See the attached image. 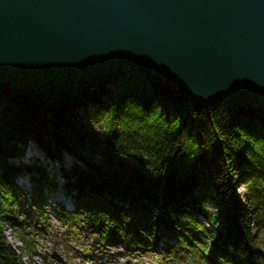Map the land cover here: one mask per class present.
Listing matches in <instances>:
<instances>
[{
	"label": "trees",
	"instance_id": "obj_1",
	"mask_svg": "<svg viewBox=\"0 0 264 264\" xmlns=\"http://www.w3.org/2000/svg\"><path fill=\"white\" fill-rule=\"evenodd\" d=\"M88 105L96 108L91 117ZM262 131L263 108L230 97L196 102L146 67L127 70L111 86L93 88L60 109L36 87L0 85V264H25L24 256L37 251L20 220L6 215L17 203L18 157L30 139L49 158L65 149L76 157L64 178L80 217L98 225L127 221L126 233L134 239L145 234L149 247L160 228L175 229L178 245L192 249L196 264H264L256 241L261 226L253 228V209L264 205ZM26 169L39 182L47 171L41 165ZM241 173L251 176L244 181L249 187L262 184L263 196L251 207L230 191ZM9 225L19 233L18 249L7 241ZM185 228L200 233L205 244L194 245L195 235L181 233Z\"/></svg>",
	"mask_w": 264,
	"mask_h": 264
},
{
	"label": "water",
	"instance_id": "obj_2",
	"mask_svg": "<svg viewBox=\"0 0 264 264\" xmlns=\"http://www.w3.org/2000/svg\"><path fill=\"white\" fill-rule=\"evenodd\" d=\"M141 67L264 109V0H0V85L60 109Z\"/></svg>",
	"mask_w": 264,
	"mask_h": 264
},
{
	"label": "rangeland",
	"instance_id": "obj_3",
	"mask_svg": "<svg viewBox=\"0 0 264 264\" xmlns=\"http://www.w3.org/2000/svg\"><path fill=\"white\" fill-rule=\"evenodd\" d=\"M118 80V79H117ZM115 80L114 82H116ZM113 83V82H112ZM111 83V84H112ZM109 84V86H111ZM112 91H114L113 87ZM87 112L89 117L96 112V108L92 105L87 106ZM83 115V111H80ZM264 134V131H262ZM33 144L35 150L38 152L34 157L29 151V145ZM25 153L20 155L18 159L23 165V172L16 176L17 203L12 206L6 213V215L17 221L20 220L21 227H26V231L29 232L30 238L36 243V253L24 256L25 264H59L56 262V256L53 253L54 237L59 235L66 242L74 243L79 250H85L89 242L94 245H101L106 243L110 253L106 259L108 262H123L128 264H196L195 256L192 249L189 246H179L180 240L179 232L175 229L172 231H165L159 229L160 238L155 241L153 247L147 245V239L145 234H140L137 239L132 238L126 233L127 227H130L127 221L118 219V223L104 222L105 225H98L91 219L80 217V213L77 211L78 206L76 199L69 189L65 187L66 177L64 178V172L69 173L76 161V157L67 151L62 150L61 153H56L53 158L47 157L43 150L40 149L33 140H29L25 145ZM67 156H72L73 162L70 160H64L59 171L60 177L57 179L56 171L52 169L55 164H60L56 160L64 159ZM69 157H67L68 159ZM33 165H41L46 167V175L42 179V182L32 181L30 174L32 173L26 169ZM29 171V172H28ZM242 169H238L237 174ZM30 173V174H29ZM241 178H238L233 187H230L231 192H235L239 196L240 201L246 206H252L257 201V198L263 196L260 192L262 184L260 181L256 183L254 187H249L246 178L251 177L248 173H241ZM264 188V187H263ZM52 191L50 196L46 197V191ZM56 190H63L73 197V204L66 206L63 202L57 199L55 196ZM254 192V194H253ZM23 194V201L20 204L18 197ZM257 194V195H256ZM55 195V196H53ZM208 206L211 210L216 211V207L212 201L208 200ZM260 206V205H259ZM262 208H258L255 205L253 212L256 214L255 224L253 226L255 232L257 227L260 228V236L256 239L257 244L264 249V205ZM199 223L207 226L210 230L216 231V229L208 224L204 218L199 217ZM219 225V224H218ZM219 227H221L219 225ZM179 229V228H177ZM86 230V231H85ZM85 231V232H84ZM88 231V232H87ZM181 233L186 236H193L194 245H204L205 239L200 234L194 231L193 228L180 229ZM7 241L15 248L21 245V242L17 238L19 233L11 225L6 227ZM145 233L144 231H142ZM169 238L167 245L163 246L164 239ZM175 248V249H174ZM98 256H103L101 251H98ZM118 259L114 260V259ZM76 263V262H75ZM215 264H225L224 262L214 259Z\"/></svg>",
	"mask_w": 264,
	"mask_h": 264
},
{
	"label": "bare ground",
	"instance_id": "obj_4",
	"mask_svg": "<svg viewBox=\"0 0 264 264\" xmlns=\"http://www.w3.org/2000/svg\"><path fill=\"white\" fill-rule=\"evenodd\" d=\"M33 144L29 145V151L33 155V157L38 154V152L35 150L33 147ZM37 149V148H36ZM67 157H69L67 159ZM64 159H57L56 162H59L60 164H55V166L52 168L54 169V172L56 171L57 174V179L60 177L61 173L59 171V168H61L62 164L65 165L63 162L64 160H70V162H73L72 156H67ZM74 158V157H73ZM58 191L57 193L55 192L57 199H59L61 202H63L66 206L72 205L73 204V197L71 194H68L67 192H64L63 190H56ZM52 191L48 190L45 192L46 197L50 196ZM23 194L21 193L19 198L20 204L21 201H23ZM86 231V230H85ZM84 231V232H85ZM88 232V231H87ZM169 238H165L163 243L164 245H167ZM54 248H53V253L56 256V262L59 264H124L123 262H108L106 261L107 257L110 250L107 246L106 243H103L101 245H94L93 243L89 242L88 245L86 246V249L79 250L74 243L66 242L63 238H60L59 235H55L54 237ZM98 251H101L103 256H98ZM117 260L118 259H114ZM76 262V263H75ZM128 264H131L128 261Z\"/></svg>",
	"mask_w": 264,
	"mask_h": 264
}]
</instances>
